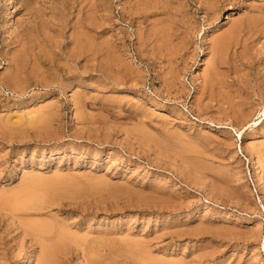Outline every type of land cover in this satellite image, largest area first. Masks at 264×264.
Returning <instances> with one entry per match:
<instances>
[{"label": "rangeland", "instance_id": "374dc122", "mask_svg": "<svg viewBox=\"0 0 264 264\" xmlns=\"http://www.w3.org/2000/svg\"><path fill=\"white\" fill-rule=\"evenodd\" d=\"M239 1L0 0V264H264V0Z\"/></svg>", "mask_w": 264, "mask_h": 264}, {"label": "bare ground", "instance_id": "6f19581e", "mask_svg": "<svg viewBox=\"0 0 264 264\" xmlns=\"http://www.w3.org/2000/svg\"><path fill=\"white\" fill-rule=\"evenodd\" d=\"M9 1H10V0H9ZM30 1H31V0H30ZM135 1H136V0H135ZM150 1H151V0H150ZM217 1H218V0H217ZM240 1H241V0H240ZM240 1H239V2H240ZM246 1H247V0H246ZM250 1H251V0H250ZM250 1H249V4H251ZM254 1H255V0H254ZM259 1H260V0H259ZM146 2H148V1H146ZM156 2L158 3L159 1H156ZM166 2H167V0H166ZM170 2H171V1H170ZM170 2H169V3H170ZM173 2H174V1H173ZM201 2H202V1H201ZM201 2H200V3H201ZM219 2H220V0H219ZM221 2H222V1H221ZM223 2H224V1H223ZM226 2H227V1H226ZM242 2H243V1H242ZM251 2H253V1H251ZM257 2H258V1H257ZM257 2L255 1V3H257ZM261 2H262V1H261ZM139 3H140V2H139ZM141 3H142V2H141ZM198 3H199V1H198ZM216 3H217V2H216ZM262 3H263V2H262ZM262 3H260L261 6H262ZM161 4L163 5V2H162ZM174 4H175V3H174ZM207 4H208V3H207ZM233 4H234V3H233ZM245 4H246V3H245ZM141 5H142V4H141ZM154 5H155V3H154ZM172 5H173V3H172ZM205 5H206V3H205ZM217 5H218V4H217ZM234 5H235V4H234ZM242 5H244V4H242ZM242 5H241V6H242ZM251 5H252V7L249 6V9H250V7L253 8V5H255V4L252 3ZM257 5H258V7H254V8H257V9L259 10V12H261L262 9L264 10V8H262V9L260 10V8H259V4H257ZM148 6H149V4H148ZM148 6H144V7H148ZM169 6H170V5H168V7H169ZM206 6H207V5H206ZM209 6H210V5H209ZM225 6H226V5H225ZM247 6H248V5H247ZM144 7H143V8H144ZM153 7H154V6H153ZM158 7H159V4H158ZM160 7H161V6H160ZM162 7H163V6H162ZM166 7H167V6H166ZM170 7L173 8V6H170ZM201 7H202V6H201ZM220 7H223V5L220 6ZM227 7H229V5H228ZM230 7H232V6H230ZM263 7H264V6H263ZM104 8H105V7H104ZM104 8H103V9H104ZM141 8H142V7H141ZM143 8H142V9H143ZM211 8L213 9V14H214L215 19H217V18L219 17V7H217V6H215V5L213 4L212 6H210V9H211ZM223 8H224V7H223ZM232 8H233V7H232ZM236 8H237V7H236ZM238 8H240V7H238ZM246 8H247V7H246ZM105 9H106V8H105ZM146 9H147V8H146ZM156 9H160V8H156ZM166 9L168 10V8H166ZM173 9H174V8H173ZM220 9H221V8H220ZM224 9H225V8H224ZM249 9H248V10H249ZM133 10H134V9H133ZM137 10H138V9H137ZM221 10H222V9H221ZM232 10H233V11H232ZM232 10H231V12H232L231 15H232V14H235L234 12L236 11L235 9H232ZM234 10H235V11H234ZM246 10H247V9H246ZM253 10H254V9H252V12H254ZM130 11H131V10H130ZM145 11H146V10H145ZM145 11H144V12H145ZM162 11H163V10H162ZM204 11H205V9H204ZM139 12H140V11H139ZM144 12H143V13H144ZM151 12H152V11H150V13H151ZM153 12L155 13V11H153ZM153 12H152V14H154ZM164 12H166V11H164ZM167 12H169V11H167ZM185 12H186V11H185ZM210 12H211V11H210ZM246 12H248V11H246ZM249 12H250V11H249ZM249 12H248V13H249ZM257 12H258V11H257ZM263 12H264V11H263ZM147 13H149V12H147ZM150 13H149V14H150ZM156 13H157V12H156ZM174 13H175V12H174ZM220 13H221V11H220ZM236 13L238 14V12H236ZM248 13H247V14H248ZM135 14H137V13H135ZM144 14H145V13H144ZM149 14H148V15H149ZM172 14H173V13H172ZM188 14H189V13H188ZM245 14H246V13H245ZM257 14H258V13H257ZM259 14H260V13H259ZM259 14H258V16H260ZM130 15L133 16V14H131V13H130ZM142 15H143V14H142ZM175 15H176V14H175ZM221 15H222V13H221ZM261 15H262V13H261ZM263 15H264V14H263ZM263 15H262V16H263ZM122 16H123V15H122ZM145 16H146V15H145ZM151 16H153V15H151ZM181 16H182V15H181ZM183 16H184V15H183ZM183 16H182V17H183ZM186 16H187V13H186ZM210 16H211V15H210ZM232 16H233V15H232ZM244 16H245V15H244ZM254 16H255V15H254ZM258 16L256 15L255 17H258ZM136 17H138V19L140 18L139 16H136ZM136 17H135V18H136ZM141 17H142V16H141ZM147 17H148V16H147ZM149 17H150V16H149ZM170 17H172V16H170ZM176 17H177V15H176ZM179 17H180V16H179ZM179 17H178V18H179ZM187 17H188V16H187ZM246 17H248V16H246ZM246 17H245V18H246ZM255 17H254V18H255ZM260 17H261V16H260ZM150 18H151V17H150ZM178 18H177V19H178ZM204 18H205V16H204ZM249 18H252V17H249ZM261 18H263V17H261ZM140 19H141V18H140ZM142 19H144V18H142ZM146 19H147V18H146ZM166 19H167V18H166ZM181 19H182V18H180V20H181ZM188 19H189V18H188ZM188 19L185 20V18H184L183 20H185V22H186V21H188ZM207 19H208V18H207ZM263 19H264V18H263ZM130 20H131V19H130ZM136 20H137V19H136ZM147 20H148V19H147ZM173 20H174V18H173ZM213 20H214V19H213ZM243 20H244V19H243ZM127 21H128V20H127ZM131 21H132V20H131ZM144 21H145V20H144ZM163 21H165V20H163ZM163 21H161L162 24H163ZM166 21H168V20H166ZM175 21H177V20L175 19L174 22H175ZM189 21H190V20H189ZM189 21H188V23H189ZM233 21H234V20H233ZM235 21H236V20H235ZM238 21H239L238 24H240V23H241V22H240L241 20L238 19ZM261 21H262V20H260V22H258L257 19H256V20L251 19L250 22H249V24H250V26H252V28H256V27H258L259 29H261L260 26H259L260 24H258V23H261ZM172 22H173V21H172ZM178 22H181V21H178ZM183 22H184V21H183ZM183 22H182V23H183ZM215 22H217V21H215ZM247 22H248V20H247ZM262 22H263V21H262ZM127 23H128V22H127ZM137 23H138V21H137ZM144 23H145V22H144ZM159 23H160V22H159ZM165 23H166V22H165ZM170 23H171V21H170ZM175 23H176V22H175ZM186 23H187V22H186ZM186 23H185V24H186ZM207 23H208V22H207ZM217 23H218V22H217ZM236 23H237V22H236ZM129 24H130V23H129ZM135 24H136V23H135ZM135 24H133V25H135ZM189 24H190V23H189ZM209 24L211 25V23H209ZM209 24H208V26H209ZM244 24H245V22H244ZM249 24H248V25H249ZM137 25H138V24H137ZM139 25H140V24H139ZM139 25H138V26H139ZM155 25H158V24H155ZM168 25H170V24H168ZM172 25H173V24H172ZM175 25H176V24H175ZM175 25H173V26H171V27H174V28H175V27H176ZM183 25H184V24H183ZM183 25H182V26H183ZM241 25H243V24L241 23L240 26H241ZM245 25H246V24H245ZM261 25L263 26L262 23H261ZM190 26H192V25H190ZM204 26H205V25H204ZM216 26H217V25H216ZM240 26H238V27H240ZM250 26H248V28H249ZM131 27H132V26H131ZM155 27H156V26H155ZM157 27H158V26H157ZM161 27H162V26H161ZM163 27H165V25H164ZM166 27H167V26H166ZM178 27H180V26H178ZM185 27H186V26H185ZM233 27H234V26H232V28H231L232 30H233ZM238 27H236V29H237ZM244 27H245V26H244ZM151 28H152V27H151ZM151 28H150V29H151ZM159 28H160V25H159ZM167 28H168V27H167ZM176 28H177V27H176ZM181 28H182V27H181ZM191 28H192V27H191ZM245 28L247 29V27H245ZM252 28H251V30H250V33L253 32V31H252ZM263 28H264V26H263ZM263 28H262L261 30H264ZM164 29H165V28H164ZM170 29H171V28H170ZM182 29H183V28H182ZM182 29H181V30H182ZM188 29H189V28H188ZM227 29H228V28H227ZM227 29H226V30H227ZM234 29H235V28H234ZM242 29H243V28H242ZM249 29H250V28H249ZM155 30H156V29H155ZM157 30H159V29H157ZM161 30H162V29H161ZM166 30H167V29H166ZM172 30H174V29H172ZM186 30H187V28H186ZM240 30H241V28L239 29V33H240ZM247 30H248V29H247ZM140 31H141V30H140ZM159 31H160V30H159ZM168 31H169V30H168ZM176 31H177V30H176ZM179 31H180V30H179ZM182 31H183V30H182ZM184 31H185V30H184ZM194 31H195V30H194ZM223 31H224V30H223ZM234 31H235V30H234ZM234 31H233V32H234ZM237 31H238V30H236V32H237ZM243 31H245V30H243ZM251 31H252V32H251ZM254 31H255V30H254ZM256 31H258V29H257ZM81 32H82V31H80V34H81ZM151 32H152V31H151ZM186 32H187V31H186ZM188 32H189V31H188ZM191 32H192V30H191ZM230 32H231V31H230ZM230 32H228V33L230 34ZM260 32H261V31H260ZM140 33H141V32H140ZM140 33H139V34H140ZM173 33H175V32H173ZM178 33H179V32H178ZM181 33H182V35H181L182 37H181L179 34H177V35H179V36L181 37V40H180V41H182V40H183V37L185 36V34L183 35V32H181ZM184 33H185V32H184ZM216 33H217V32H215L214 34H216ZM220 33H221V31H220ZM248 33H249V32H248ZM77 34H78V33H77ZM84 34H86V33H84ZM124 34H125V33H124ZM130 34H132V33H130ZM148 34H149V33H148ZM148 34H147V35H148ZM159 34H160V33H159ZM164 34H165V32H164ZM166 34H167V33H166ZM168 34H169V32H168ZM186 34H188V33H186ZM190 34H191V33H190ZM218 34H219V33H218ZM232 34H233V33H232ZM255 34H258V33L256 32ZM260 34H261V33H260ZM132 35H133V34H132ZM153 35H154V34H153ZM171 35H172V34H171ZM212 35H213V33H212ZM216 35H217V34H216ZM216 35H215V36H216ZM221 35L223 36V34H221ZM225 35H226V34H225ZM230 35H231V34H230ZM230 35H229V36H230ZM237 35H238V34H237ZM239 35H240V34H239ZM253 35H254V34H253ZM261 35H262V34H261ZM76 36H77V35H76ZM79 36H80V35H79ZM85 36H86V35H85ZM122 36H123V35H122ZM122 36H121V37H122ZM130 36H131V35H130ZM140 36H141V34H140ZM155 36H156V35H155ZM161 36H162V35H161ZM161 36H160V37H161ZM167 36H168V35H167ZM222 36H220V37H222ZM226 36L228 37V35H226ZM226 36H225V37H226ZM256 36H257V35H256ZM263 36H264V35H263ZM77 37H78V36H77ZM83 37H84V36H83ZM121 37H120V38H121ZM156 37H157V36H156ZM156 37H155L154 40H156ZM168 37L170 38V35H169ZM172 37H173V36H172ZM174 37H175V36H174ZM177 37H178V36H177ZM188 37H189V36H188ZM217 37H218V36H216V38H217ZM223 37H224V36H223ZM258 37H260V36H258ZM258 37H257V38H258ZM91 38H92V37H91ZM123 38H126V37H123ZM129 38H130V37H129ZM142 38H143V37H142ZM146 38H148V36H147ZM161 38H162V37H161ZM212 38H213V37H212ZM235 38H237L236 35H235ZM235 38H234V39H235ZM250 38H251V37H250ZM261 38H262V37H261ZM76 39H77V38H76ZM78 39H82V38L78 37ZM84 39H85V37H84ZM89 39H90V38H89ZM89 39H87V40H89ZM137 39H138V38H137ZM137 39H136V40H137ZM149 39H150V38H149ZM157 39H160V38L157 37ZM167 39H168V38H167ZM170 39L172 40V38H170ZM176 39H177V38H175L174 40H176ZM210 39H211V38H210ZM223 39H224V38H223ZM223 39H222V41H223ZM226 39H227V38H226ZM230 39H232L231 36H230V38H228V40H230ZM243 39H244V38H243ZM254 39H255V38H254ZM87 40H86V41H87ZM92 40H94V39H92ZM140 40H141V39H140ZM146 40H147V39H146ZM154 40H153V41H154ZM160 40H161V39H160ZM164 40H165V39H163L162 42H163ZM168 40H169V39H168ZM168 40H167V41H168ZM185 40H187V37H186V36H185ZM219 40H220V39H219ZM219 40H215L213 43H215L218 47H221V46H223V43H222L221 41H219ZM238 40H239V39H238ZM238 40H237V41H238ZM246 40H247V39H246ZM249 40H251V39H249ZM95 41H96V40H95ZM95 41H94V42H95ZM119 41H121V39H120ZM144 41H145V38H144ZM148 41H149V40H148ZM178 41H179V40H178ZM180 41H179V42H180ZM188 41H189V40H188ZM188 41H186V43H187ZM230 41H231V40H230ZM233 41H234V40H233ZM237 41H236V42H237ZM251 41H254V40H251ZM257 41H258V40H257ZM257 41H254V43H257ZM84 42H85V41H84ZM84 42H83V43H84ZM107 42H108V41H107ZM107 42H105V43H107ZM122 42H123V39H122ZM139 42L141 43V41H139ZM139 42H138V44H139ZM156 42H158V40H157ZM162 42H161V43H162ZM169 42H170V41H169ZM211 42H212V40H211ZM231 42H232V41H231ZM243 42H244V41H243ZM248 42H249V41H248ZM262 42H263V41H262ZM78 43H80V42H78ZM86 43H87V42H86ZM89 43H91V42H89ZM105 43H104V44H101V46H102V45H105ZM116 43H117V41H116ZM131 43H132V41H131ZM131 43H130V44H131ZM167 43H168V42H167ZM173 43H174V42H173ZM183 43H185V41H183ZM186 43H185V44H186ZM227 43H228V42H227ZM227 43H226V45H230V43H229V44H227ZM232 43H233V42H232ZM254 43H253V44H254ZM260 43H261V42H260ZM107 44H109V43H107ZM110 44H111V42H110ZM110 44H109V46H110ZM114 44H115V43H114ZM114 44H113V45H114ZM121 44L124 45V44H126V43H121ZM130 44H129V46H130ZM144 44H145V43H144ZM158 44H159V43H158ZM174 44H175V43H174ZM187 44H188V43H187ZM187 44H186V45H187ZM215 44H214V45H215ZM247 44H248V43H247ZM247 44H246V45H247ZM262 44H263V43H262ZM82 45H83V44H82ZM86 45H88V44H86ZM116 45H117V44H116ZM141 45H142V44H141ZM161 45H162V44H161ZM165 45H166V44H165ZM211 45H212V44H211ZM233 45H234V44H233ZM235 45H237V44H235ZM243 45H244V43H243ZM246 45H244V47H245ZM258 45H259V44H258ZM79 46H80V45H79ZM89 46H91V45L89 44ZM107 46H108V45H107ZM107 46H106V47H107ZM114 46H115V45H114ZM145 46H146V45H145ZM150 46H151V44H150ZM163 46H164V45H163ZM176 46H177V45H176ZM178 46H179V45H178ZM110 47L112 48V50H111V54H112L113 47H112V46H110ZM110 47H109L108 49H110ZM122 47H124V46H122ZM125 47H126V46H125ZM137 47H138V46H137ZM142 47H143V46H142ZM160 47H161V46H160ZM180 47H181V46H180ZM184 47H185V45H184ZM209 47H210V46H209ZM215 47H216V46H215ZM218 47H216V48H218ZM81 48H82V47H81ZM81 48H80V49H81ZM84 48H85V47H84ZM89 48H90V47H89ZM126 48H128V47H126ZM186 48H187V47H186ZM216 48H215V49H216ZM99 49H100V48H99ZM114 49H115V48H114ZM123 49H124V48H123ZM142 49H143V48H142ZM154 49H155V47H154ZM162 49H163V48H162ZM171 49H172V48H171ZM174 49H176V48H174ZM181 49H182V48H181ZM209 49H210V48H209ZM225 49H226V48H225ZM87 50H88V49H87ZM87 50H86V51H87ZM106 50H107V49H106ZM106 50H104V51L107 52ZM115 50H116V49H115ZM115 50L113 51L114 53H116ZM128 50H129V48H128ZM137 50H138V49H137ZM160 50H161V49H160ZM172 50H173V49H172ZM172 50H171V51H172ZM177 50H179V49L177 48ZM211 50H212V49H211ZM218 50H219V49H218ZM222 50H223V49H222ZM222 50H221V51H222ZM235 50H236V49H235ZM19 51H20V50H19ZM19 51H18V53H19ZM21 51H22V50H21ZM77 51H78V50H77ZM99 51H100V50H99ZM101 51H103V50H101ZM116 51H117V50H116ZM124 51H125V49H124ZM131 51H132V50H131ZM161 51H164V50H161ZM161 51H160V52H161ZM180 51H181V50H180ZM180 51H177V52L179 53ZM224 51H225V50H224ZM23 52H24V51H23ZM25 52H28V51L26 50ZM78 52H79V51H78ZM108 52H110V50H109ZM118 52H120V49H119ZM122 52H123V51H122ZM126 52L128 53V52H130V51H126ZM153 52H154V51H153ZM156 52H157V51H156ZM172 52H174V51H172ZM219 52H220V51H219ZM219 52H218V53H219ZM229 52H230V51H229ZM18 53H17V54H18ZM91 53L93 54V52H91ZM95 53H96V52H95ZM99 53H100V52H99ZM154 53H155V52H154ZM181 53H182V51H181ZM15 54H16V53H15ZM15 54H14V55H15ZM80 54H81V53H80ZM82 54H83V53H82ZM86 54H87V53H86ZM86 54H85V55H86ZM102 54H104V53H102ZM105 54H108V53H105ZM118 54H119V53H118ZM130 54H132V52H131ZM210 54H211V51H210ZM215 54H216V53H215ZM19 55H20V54H19ZM109 55H110V54H109ZM109 55H107V56H109ZM114 55H115V54H114ZM158 55H160V54L158 53ZM163 55H164V54H163ZM179 55L182 56V57L184 56V55H181V54H179ZM218 55H220V54H218ZM118 56H119V55H118ZM121 56H122V55H121ZM138 56H139V55H138ZM216 56H217V55H216ZM222 56H223V55H222ZM16 57H17V56H16ZM18 57H19V56H18ZM21 57H22V56H21ZM105 57H106V56H105ZM122 57H123V56H122ZM165 57H166V56H165ZM185 57H186V56H185ZM214 57H215V56H214ZM98 58L100 59V57H98ZM117 58H118V57H117ZM123 58H124V57H123ZM123 58H122V59H123ZM136 58H137V57H136ZM139 58H140V57H139ZM161 58H162V56H161ZM173 58H175V55H174ZM217 58H218V57H217ZM219 58H220V57H219ZM225 58H226V57H225ZM13 59H15V57H14ZM18 59H19V58H18ZM132 59H133V58H132ZM159 59H160V58H159ZM184 59H185V58H184ZM123 60H124V59H123ZM141 60H143V59H141ZM141 60H140V61H141ZM162 60H163V59H162ZM173 60H174V59H173ZM173 60H171V61H173ZM225 60H226V59H225ZM13 61H15V60H13ZM25 61L27 62V59H26ZM143 61H144V60H143ZM169 61H170V60H169ZM178 61H179V62L181 61V57H180V60H178ZM178 61H177V62H178ZM21 62H22V61H21ZM165 62H166V61H165ZM167 62H168V61H167ZM173 62H174V61H173ZM173 62H172V63H173ZM213 62H214V61H213ZM15 63H16V62H15ZM22 63H23V62H22ZM111 63H112V62H111ZM24 64H25V63H24ZM126 64H129V63H126ZM136 64H137V63H136ZM162 64H165V63H162ZM177 64H178V63H177ZM215 64H216V63H215ZM220 64H221V63H220ZM20 65H22V64H20ZM131 65H132V64H131ZM137 65H138V64H137ZM165 66H166V65H165ZM239 66H241V65H239ZM19 67H20V66H19ZM22 67H23V66H22ZM22 67H21V68H22ZM37 67H38V66H37ZM39 67H40V66H39ZM167 67L169 68L170 66L167 64V66H166L165 69H167ZM171 67H172V66H171ZM175 67H176V66H175ZM216 67H219V66H216ZM23 68H25V67H23ZM120 68H121V67H120ZM122 68H123V67H122ZM173 68H174V67H173ZM214 68H215V67H214ZM19 69H20V68H19ZM209 69H211V68H209ZM124 70H125V69H124ZM126 70H127V69H126ZM172 70H173V69H172ZM174 70H175V69H174ZM174 70H173V73H174ZM176 70H177V68H176ZM70 71H71V70H70ZM105 71H106V70H105ZM128 71H129V70H128ZM128 71H127V72H128ZM183 71H184V69H183ZM215 71H216V70H215ZM217 71H218V70H217ZM20 72H21V71H20ZM20 72H19V73H20ZM38 72H39V71H38ZM40 72H41V71H40ZM108 72H109V71H108ZM114 72H115V71H114ZM114 72H113V73H114ZM118 72H120V71H118ZM122 72H123V71H122ZM168 72H169V71H168ZM218 72H219V71H218ZM103 73H104V72H103ZM120 73H121V72H120ZM125 73H126V72H125ZM209 73H210V72H209ZM209 73H208V74H209ZM38 74H39V73H38ZM115 74H116V72H115ZM139 74H140V73H139ZM168 74H169V73H168ZM208 74H207V75H208ZM19 75H20V74H19ZM103 75H104V74H103ZM126 75H128V74H126ZM132 75H133V74H132ZM136 75H137V74H136ZM217 75H218V74H217ZM78 76H79V74H78ZM123 76H124V75H123ZM139 76H140V75H139ZM162 76H163V75H162ZM167 76H168V75H167ZM174 76H176V75L174 74ZM209 76H210V75H209ZM15 77H16V76H15ZM74 77H75V76H74ZM80 77H81V76H80ZM104 77H105V76H104ZM176 77H177V76H176ZM69 78L71 79V77H69ZM78 78H79V77H78ZM130 78H131V77H130ZM134 78H135V77H134ZM160 78H161V77H160ZM163 78H164V77H163ZM207 78H208V77H207ZM44 79H45V78H44ZM73 79H74V78H73ZM4 80H5V79H4ZM6 80H7V79H6ZM12 80H13V79H12ZM39 80H40V79H39ZM41 80H42V79H41ZM56 80H57V79H56ZM56 80H55V82H56ZM60 80H61V79H60ZM60 80H59V81H60ZM68 80H69V79H68ZM104 80H105V79H104ZM108 80H110V79H108ZM165 80H166V79H165ZM167 80H168V79H167ZM211 80L213 81V79H211ZM216 80H217V79H216ZM37 81H38V80H37ZM66 81H67V80H66ZM83 81H84V79H83ZM122 81H123V80H122ZM175 81H177V80H174V82H175ZM204 81H205V80H204ZM62 82L64 83V80H63ZM70 82H71V81H70ZM75 82H77V81H75ZM81 82H82V81H81ZM81 82H80V83H81ZM105 82H106V81H105ZM112 82H113V80H112ZM134 82H135V81H134ZM6 83H8V82L6 81ZM6 83H5V84H6ZM20 83H21V82H20ZM41 83H42V81H41ZM48 83H49V82H48ZM68 83H69V82H68ZM109 83H110V82H109ZM115 83H116V82H115ZM168 83H169V82H168ZM172 83H173V82H172ZM175 83H176V82H175ZM37 84H38V83H37ZM46 84H47V83H46ZM52 84H54V83L52 82ZM60 84H61V82H60ZM64 84H65V83H64ZM66 84H67V82H66ZM66 84H65V85H66ZM123 84H124V83H123ZM216 84H218V81H217ZM43 85H44V84H43ZM49 85H50V84H49ZM49 85H48V86H49ZM61 85H62V84H61ZM70 85H71V84H70ZM77 85H78V84H77ZM118 85H119V84H118ZM213 85H214V83H213ZM1 86H2V85H1ZM40 86L42 87V85H40ZM62 86H63V85H62ZM62 86H61V88H62ZM67 86H68V85H67ZM78 86H79V85H78ZM206 86H207V85H206ZM209 86H210V85H209ZM209 86H208V87H209ZM9 87H10V86H9ZM22 87H23V86H22ZM68 87H69V86H68ZM68 87L66 88L65 86H63L64 90H65V88L68 89ZM115 87H117V86L115 85ZM63 88H62V89H63ZM70 88H71V87H70ZM216 88H217V87H216ZM114 89H115V88H114ZM11 90H12V89H11ZM14 90H15V89H14ZM72 90H73V89H72ZM115 90H116V89H115ZM19 91H20V90H19ZM221 92H222V91H221ZM212 95H213V94H212ZM80 96H81V95H80ZM223 96H224V95H223ZM75 99H76V98H75ZM80 99H81V98H80ZM49 108H50V107H49ZM52 109H54V108H52ZM50 110H51V109H50ZM50 110H49V111H50ZM57 110H58V109H57ZM51 111H52V110H51ZM47 112H48V111H47ZM53 112H54V114L56 113V111H53ZM48 114H49V113H48ZM56 114H57V113H56ZM37 115H39V114H37ZM52 115H53V114H52ZM50 116H51V115H50ZM53 116H54V115H53ZM55 116H56V115H55ZM254 173H255V175L257 176V178L262 179V180L264 179V173H263L262 168H261V166H260L259 164H256V165H255V167H254ZM35 176H36V175H35ZM33 177H34V176H33ZM36 177H37V176H36ZM257 178H256V179H257ZM34 179H35V177H34ZM58 179H59V178H58ZM58 179H57V180H58ZM259 179H258V181H259ZM55 180H56V179H55ZM61 180H62V179H60L59 181H61ZM29 181H30V180H29ZM36 181H37V180H36ZM38 181H39V180H38ZM41 181H42V180H40V182H41ZM50 181H52V180H50ZM50 181H48L47 185H51L52 182L50 183ZM66 181H67V180H66ZM40 182H38V183H40ZM260 182H261V181H260ZM29 183H30V182H29ZM29 183H28V184H29ZM45 183H46V182H45ZM54 183H55V182H54ZM56 183H57V182H56ZM63 183H64V182H63ZM32 184H34V185H33V186H30V185H29V187H33V188L35 189V188L37 187V184H36V187H35V182H32ZM42 184H44V180H43V183H42ZM59 184H60V183H59ZM67 184H68V183H67ZM40 185H41V184H40ZM40 185H39V187H40ZM63 185H64V184H63ZM45 186H46V185H45ZM45 186H44V187H45ZM67 186H68V185H67ZM70 186H71V185H70ZM72 186H73V185H72ZM72 186H71V187H72ZM39 187H37V189H38ZM44 187L41 186L40 189H42V191H43V188H44ZM54 187H55V185H53V187H50V186H49L48 190L51 189V188L53 189ZM61 187H64V186H62V184H61ZM71 187H69V190H70ZM27 188H28V187H27ZM67 188H68V187H67ZM29 189H30V188H29ZM45 189H46V187H45ZM61 189H62V188H61ZM72 189H73V187H72ZM62 190H63V189H62ZM65 190H66V187H65ZM69 190H68V191H69ZM27 191H28V190H27ZM49 191H51V190H49ZM55 191H56V189H55ZM68 191H65V192H68ZM43 192H44V191H43ZM46 192H48V191H46ZM63 192H64V191H63ZM26 193H27V195H30V194H28L29 192H26ZM36 193H37V191H36ZM36 193L34 194L33 197H31L33 201H29V202H27V203H30V204L32 205V204H33L32 202H34V199L38 201L37 198H40V196H39L38 194L36 195ZM50 193H51V192H50ZM17 194H20V193L17 192ZM31 194H32V193H31ZM40 194H41V192H40ZM15 195H16V194H15ZM22 195H23V194H22ZM25 195H26V194H25ZM27 195H26V197H28ZM41 195H42V194H41ZM43 195H45V194H43ZM43 195H42V196H43ZM48 195H49V194L47 193V196H48ZM162 195H163V194H162ZM12 196H14V195H12ZM23 196H24V195H23ZM30 196H31V195H30ZM163 196H164V195H163ZM163 196H162L161 199H163ZM8 197H9V196H8ZM11 198H12V197H11ZM16 198H17V196H16ZM19 198H20V197H19ZM21 198H22V197H21ZM28 198H29V197H28ZM28 198H27V201H28ZM33 198H34V199H33ZM43 198H45V199L43 200V201H45V200H46V195H45ZM156 199H157V198H156ZM166 199H167V198H166ZM168 199H170V197H168ZM6 200H7V199H6ZM13 200H15V199L13 198V199L11 200V201H12L11 203H13ZM20 200H21V199H20ZM8 201H9V200H8ZM40 201H42L41 198H40ZM43 201H42V202H43ZM171 201H172V200H171ZM3 202H4V200H3ZM15 202H16V200H15ZM45 202H46V201H45ZM157 202H160V201L158 200ZM165 202H166V201H165ZM8 203H9V202H8ZM8 203H7V204H8ZM24 203H25V202H24ZM43 203H44V202H43ZM168 203H169V202H168ZM5 204H6V203H5ZM7 204H6V205H7ZM19 204H20V203H19ZM158 204H159V203H158ZM160 204H161V203H160ZM160 204H159V205H160ZM15 205H16V204H15ZM17 205H18V204H17ZM17 205H16V207H17ZM37 205H38V204H37ZM165 205H166V204H165ZM172 205H173V204H172ZM7 206H9V205H7ZM23 206H24V205H23ZM26 206H27V204H26ZM38 206H39V205H38ZM38 206H36V203H35V207H38ZM167 206H168V205H167ZM169 206H170V205H169ZM10 207H11V206H10ZM24 207H25V206H24ZM24 207H22V208H24ZM42 207H43V205H42ZM170 207H171V206H170ZM17 208H18V207H17ZM22 208H21V209H22ZM43 208H44V207H43ZM43 208H42V209H43ZM11 209H13V207H12ZM24 209H25V208H24ZM27 209H28V208H27ZM34 209H35V208H34ZM16 210H17V209H16ZM16 210H15V211H16ZM36 211H38V210H36ZM39 211H40V210H39ZM30 218H31V217H30ZM50 219H51V218H50ZM34 220H36V219H34ZM51 220L53 221L54 219H51ZM44 221L46 222V220H44ZM52 221H51V222H52ZM25 222H26V221H25ZM28 222H29V221H28ZM48 222H49V221H48ZM48 222H46V224H47ZM46 224H45V225H46ZM49 224H51V223H49ZM53 224H54V223H53ZM57 224H59V223H57ZM60 224H61V223H60ZM63 224H64V223H63ZM45 225H44V224H41V223H38V222H32V223H29V228H30V230H33V232H34L35 230H38V235H40L41 237H45L46 234H47L48 231H49V227H47V225H46V226H45ZM48 226H49V225H48ZM55 227H56V226H55ZM66 227H67V226H66ZM51 228H53V227H51ZM63 230H65V227H64ZM67 231H68V230H67ZM36 232H37V231H36ZM65 232H66V230H65ZM69 232H70V231H69ZM189 233H191V232H189ZM69 235H70V233H69ZM187 235H188V234H187ZM191 235H192V234H191ZM79 236H80V235H79ZM181 236H182V235H181ZM183 236H184V235H183ZM185 236H186V235H185ZM192 236H193V235H192ZM82 238H83V236H82ZM84 238L86 239V237H84ZM78 240H79V239H78ZM80 241H81V239H80ZM80 241H79V242H80ZM82 241H83V240H82ZM48 242H49V241H48ZM84 242H85V241H84ZM86 242H87V241H86ZM92 242H94V241H92ZM92 242L90 241V243H92ZM105 242H106V240H105ZM134 242H136V241H134ZM134 242H133V243H134ZM43 243H44V242H43ZM94 243H95V242H94ZM94 243H93L92 246H95ZM141 243H142V242H141ZM130 244H131V243L128 244L129 247L131 246ZM90 246H91V244H89V247H90ZM92 246H91V248H92ZM140 246H141V245H140ZM186 246H187V245H186ZM59 247H60V246H59ZM103 247H105V246H103ZM107 247H108V246H107ZM109 247H111V246H109ZM125 247L128 248L127 245H126ZM142 247H143V246H142ZM142 247H141V249L144 248V247H143V248H142ZM147 247H148V246H147ZM111 248H113V247H111ZM130 248H132V247H130ZM130 248H129V249H130ZM136 248H137V247H135V249H136ZM92 249H93V248H92ZM95 249H96V248H95ZM100 249H101V248H100ZM104 249H105V248H104ZM115 249H116V248H115ZM145 249H147V248H145ZM145 249H144V250H145ZM148 249H149V248H148ZM209 249H211V248H209ZM56 250H57V246H56V245H54V244H46V245L44 246L43 252H41V253H42L41 258L39 257V258L41 259V260L39 259V262H40L39 264H52V260H54L53 257H54V255H55ZM101 250H102V249H101ZM117 250H118V249H117ZM206 250H207V249H206ZM206 250H205V251H206ZM213 250H214V249H213ZM57 251H58V250H57ZM104 251H105V250H104ZM106 251H107V250H106ZM124 251H125V249H124ZM134 251H135V250H134ZM205 251H204V252H205ZM209 251H210V250H209ZM215 251H216V250H215ZM215 251H214V252H215ZM90 252H92V251H90ZM99 252H100V251H99ZM119 252H120V251H119ZM122 252H123V251H122ZM60 253H61V252H60ZM60 253H58V254H60ZM95 253H96V252H95ZM103 253H105V252H103ZM125 253H126V252H125ZM149 253H150V252H149ZM205 253H207V251H206ZM208 253H209V252H208ZM212 253H213V252H212ZM92 254H93V253H92ZM115 254H116V253H115ZM117 254H118V253H117ZM203 254H204V253H203ZM213 254H214V253H213ZM106 255H107V253H106ZM144 255H146V254H144ZM149 255H150V254H149ZM204 255H205V254H204ZM56 256H57V255H56ZM107 256H108V255H107ZM97 257H98V256H97ZM109 257H110V256H109ZM140 257H141V256H140ZM142 257H143V256H142ZM146 257H147V256H146ZM149 257H150V256H149ZM197 257H198V256H197ZM211 257H212V256H211ZM31 258H32V257H31ZM55 258H57V257H55ZM155 258H156V257H155ZM194 258H196V257H194ZM206 258H207V257H206ZM182 259H183V258H182ZM207 259H208V258H207ZM27 260H28V263H27V264H31L30 256L27 258ZM55 260H56V259H55ZM147 260H148V259H147ZM161 260H162V259H161ZM166 260H167V259H166ZM188 260H189V259H187V261H188ZM198 260H199V259H198ZM201 260H202V259H201ZM201 260H200V261H201ZM209 260H210V259H209ZM153 261H154V260H153ZM157 261H158V260H157ZM157 261H155V262L157 263ZM178 261H179V260H178ZM181 261H182V260H181ZM207 261H208V260H207ZM171 262H172V261H171ZM202 262H203V261H202ZM151 263H152V262H151ZM181 263H182V262H181ZM188 263H190V262H188ZM198 263H199V262H198ZM25 264H26V263H25ZM32 264H34V263H32ZM37 264H38V263H37ZM55 264H56V263H55ZM152 264H153V263H152ZM165 264H168V263H165ZM169 264H171V263H169ZM172 264H173V263H172ZM199 264H200V263H199ZM204 264H205V262H204Z\"/></svg>", "mask_w": 264, "mask_h": 264}]
</instances>
